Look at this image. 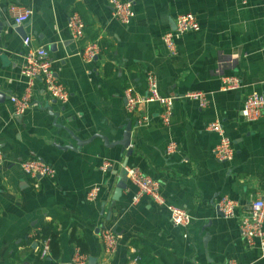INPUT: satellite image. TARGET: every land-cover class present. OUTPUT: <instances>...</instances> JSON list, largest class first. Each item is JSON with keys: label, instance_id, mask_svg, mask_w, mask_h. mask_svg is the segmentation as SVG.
Listing matches in <instances>:
<instances>
[{"label": "crops", "instance_id": "obj_1", "mask_svg": "<svg viewBox=\"0 0 264 264\" xmlns=\"http://www.w3.org/2000/svg\"><path fill=\"white\" fill-rule=\"evenodd\" d=\"M123 1L133 4L128 24L113 17L109 0L0 1V264H51L50 254L39 260L40 240L34 237L47 222L59 230L56 264H72L73 234L87 245L86 264L91 257L95 264H138L131 258L138 248H149L158 264H264V249L245 244L240 217H224L216 207L227 195L240 203L241 214L264 192V111L256 121L241 115L248 94H264V0ZM11 4L32 8V16L16 25ZM188 12L200 29L182 34L170 54L162 37L174 28L178 14ZM73 13L84 22L78 42L68 29ZM23 34L48 49L53 73L70 95L66 102L56 100L36 78L31 99L36 104L15 115L10 97L27 88ZM92 42L102 51L86 61L81 52ZM150 71L160 92L176 97L168 124L155 102L127 111L126 89L146 95ZM227 77L238 78L239 86L223 88ZM193 92L206 95L205 107L188 97ZM214 120L233 142L231 160L213 155L219 136L207 125ZM128 122L129 155L103 139H122ZM171 140L178 150L168 155ZM30 158L56 171L40 178L37 188L20 166ZM105 163L110 166L103 171ZM125 167L159 180L165 199L187 209L192 223L174 226L166 208L148 197L133 203L135 186L126 171L122 176ZM121 179L126 188L117 195ZM95 185L101 191L90 201L87 192ZM107 228L120 237L112 256L102 242Z\"/></svg>", "mask_w": 264, "mask_h": 264}, {"label": "built area", "instance_id": "obj_2", "mask_svg": "<svg viewBox=\"0 0 264 264\" xmlns=\"http://www.w3.org/2000/svg\"><path fill=\"white\" fill-rule=\"evenodd\" d=\"M1 1V0H0ZM112 8L113 17L122 24H128L134 17L133 4L130 1L109 0ZM9 13L13 16L16 25H22L33 14V9L20 4H11ZM68 29L70 36L74 41H80L84 36V22L78 13H73L69 17ZM200 29V24L193 13H180L175 19V26L172 30L167 31L162 39L170 54L177 51V39L188 31H196ZM24 59L22 66V74L27 79V88L20 96H11L10 101L13 104L15 115H22L25 110L36 104L32 102V84L36 78H41L44 82L48 95L61 102H66L69 98V90L67 86L54 75L52 69L53 60L49 51L44 46H34L32 39L26 36L23 39ZM102 51L99 42H92L86 45L81 56L90 61ZM148 92L141 95L134 90L133 87L126 89L127 111L131 114L135 112L137 106L144 102H155L162 107L161 119L165 124L170 122L173 112V106L176 97L164 95L160 92L158 81L154 72H148L146 76ZM223 88L234 89L240 84V80L236 77L224 78ZM188 97L199 100L201 107H205L208 103L206 95L203 92H193ZM264 111V94L250 93L246 96L241 115L247 121L258 120ZM144 116L139 121L146 120ZM210 131L215 132L219 136L218 143L213 149L214 157L221 162L231 160L235 150L231 138L226 134L220 120H214L207 125ZM178 150V143L171 140L166 147V154L171 155ZM4 159V153L0 147V165ZM22 170L31 178L35 188L39 187V181L42 177H53L56 173L54 166L39 159L30 158L20 164ZM110 166L105 163L101 169L106 171ZM126 175L131 183L135 186V192L132 197L133 203L139 202L142 198L148 197L156 204L163 206L169 213L171 223L174 226L187 228L195 219L194 216L185 208L169 203L163 196L161 182L149 174L144 173L135 167H125ZM101 187L92 186L87 192V199L94 201L98 198ZM216 207L218 212L227 218L240 217V229L243 240L248 247L259 246L264 249V192L253 200H251L241 214H239L240 203L227 195L219 197ZM118 233L110 228L102 231V242L104 250L108 256H112L119 245ZM40 257L45 258L50 254V240L40 239ZM88 257L82 253L77 247L73 257L72 264H86ZM229 264H236L234 260H230ZM252 264V263H251Z\"/></svg>", "mask_w": 264, "mask_h": 264}, {"label": "trees", "instance_id": "obj_3", "mask_svg": "<svg viewBox=\"0 0 264 264\" xmlns=\"http://www.w3.org/2000/svg\"><path fill=\"white\" fill-rule=\"evenodd\" d=\"M110 66H107V73L110 72ZM36 239H49L50 240V256L52 258L51 264H56L54 259H57L60 254V245H59V230L56 224L51 222L44 223L40 226L34 236ZM72 241L84 254H88V248L86 243L82 238L76 234L72 235ZM41 247V246H40ZM40 250L38 257L40 260ZM131 258L136 260L138 264H158L156 257L152 254L149 248H138L132 255ZM42 259V258H41ZM40 264V262H38Z\"/></svg>", "mask_w": 264, "mask_h": 264}, {"label": "water", "instance_id": "obj_4", "mask_svg": "<svg viewBox=\"0 0 264 264\" xmlns=\"http://www.w3.org/2000/svg\"><path fill=\"white\" fill-rule=\"evenodd\" d=\"M21 29H23V27H21ZM23 37L25 38L26 34H23ZM0 93H2V92L0 91ZM131 129H132L131 122H128L126 129H125V132L123 133L122 139L117 140V141L112 142V143H109V140L105 137L103 139L105 140V142H107V145H110V146L121 145L124 148V150L125 149L127 150V153L129 155L131 153V147H130V145H131ZM85 142H89V140L85 141ZM85 142H81V144H83ZM124 175H125V170L122 171V176H124ZM122 179L119 181V184H118V187L116 190L117 195H119L122 192V190L124 188H126V183ZM95 261H96L95 258H92V257L89 258V264H95Z\"/></svg>", "mask_w": 264, "mask_h": 264}]
</instances>
